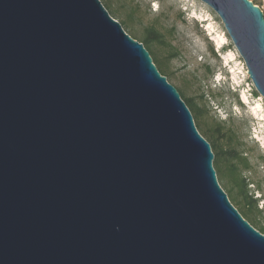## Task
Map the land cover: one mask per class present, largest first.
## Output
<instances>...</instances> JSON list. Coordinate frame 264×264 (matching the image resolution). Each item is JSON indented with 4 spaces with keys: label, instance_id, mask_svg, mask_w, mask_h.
Here are the masks:
<instances>
[{
    "label": "water",
    "instance_id": "obj_1",
    "mask_svg": "<svg viewBox=\"0 0 264 264\" xmlns=\"http://www.w3.org/2000/svg\"><path fill=\"white\" fill-rule=\"evenodd\" d=\"M199 1L264 98L263 9ZM214 159L101 0H0V264H264Z\"/></svg>",
    "mask_w": 264,
    "mask_h": 264
},
{
    "label": "rangeland",
    "instance_id": "obj_2",
    "mask_svg": "<svg viewBox=\"0 0 264 264\" xmlns=\"http://www.w3.org/2000/svg\"><path fill=\"white\" fill-rule=\"evenodd\" d=\"M255 1L264 11V0ZM134 2L141 6L143 25L161 15L164 28L174 30L170 38L178 54L171 61V69L175 74L166 76L168 81L179 91L184 89L188 96L203 102L211 118L224 120L228 128L240 126L239 150H246V156L253 165L252 169L243 171L246 180L250 182L248 188L253 191L257 187V181H260L264 189V160L259 157L260 153H264V98L257 92L246 63L221 19L199 0ZM108 11L111 14V11ZM115 19L120 23L122 21L121 17ZM135 30L141 34L140 29L136 27ZM222 39L225 40L223 43ZM212 46L215 55L211 50ZM151 56L154 60L152 53ZM205 63H209L214 70V79L208 77L210 74L204 67ZM186 80L189 81L188 88L185 87ZM237 162L242 164L243 157L237 158ZM223 172L230 178L226 164ZM239 176L236 171L232 175L233 182L239 179ZM217 177L230 198L218 172ZM255 195L259 196V193L256 192ZM258 207H264V200L258 202ZM255 228L260 229L259 226Z\"/></svg>",
    "mask_w": 264,
    "mask_h": 264
},
{
    "label": "trees",
    "instance_id": "obj_3",
    "mask_svg": "<svg viewBox=\"0 0 264 264\" xmlns=\"http://www.w3.org/2000/svg\"><path fill=\"white\" fill-rule=\"evenodd\" d=\"M134 1L104 0L103 4L111 11L112 16L115 18L121 17V24L125 31L142 42L149 52L154 55L153 61L161 74L173 76L175 72L171 69V61L178 54L177 48L170 38L174 30L164 28L161 24V15L150 20L146 25H143L141 6ZM253 2L260 6L255 0ZM136 27L141 30V34L136 33ZM211 50L215 55L213 46ZM204 67L208 71V74H210L208 77L214 79L215 73L211 65L205 63ZM188 83L189 81L186 80V88H188ZM180 91L182 99L194 116L195 123L197 122L196 126L199 132L211 144L215 154L214 167L220 178L224 181L225 187L228 189L230 200L253 226H259V230L264 233V207L261 209L258 207V202L264 200V189L260 181H257V187L253 191L248 188L250 182L246 180L243 171L245 169H252L253 165L246 156V150H239L240 139L238 137V131L240 126H237V128H228L224 120H217L210 117L208 109L203 105V102H198L195 97L188 96L184 89H180ZM198 98L200 99V96ZM240 157H243V165L237 162V158ZM259 157L261 160H264V153H260ZM225 164L229 170L230 178L224 175L223 169ZM236 171L240 176L234 183L232 175ZM256 192L259 193V196L255 195Z\"/></svg>",
    "mask_w": 264,
    "mask_h": 264
},
{
    "label": "bare ground",
    "instance_id": "obj_4",
    "mask_svg": "<svg viewBox=\"0 0 264 264\" xmlns=\"http://www.w3.org/2000/svg\"><path fill=\"white\" fill-rule=\"evenodd\" d=\"M223 41H225V40L222 39V42L221 43H223Z\"/></svg>",
    "mask_w": 264,
    "mask_h": 264
}]
</instances>
